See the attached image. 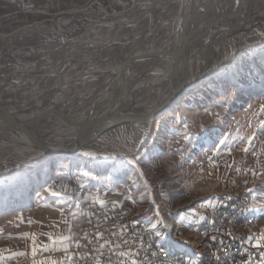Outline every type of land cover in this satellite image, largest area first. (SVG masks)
Wrapping results in <instances>:
<instances>
[{
    "label": "rangeland",
    "instance_id": "1",
    "mask_svg": "<svg viewBox=\"0 0 264 264\" xmlns=\"http://www.w3.org/2000/svg\"><path fill=\"white\" fill-rule=\"evenodd\" d=\"M172 1L163 5L177 2ZM197 1L200 2L199 10L206 2L210 3L205 12L227 7L233 2ZM151 2L154 0H47L43 1L39 10L26 14L12 0H0V95L8 97V87L12 82L10 79L13 82L18 80L22 76L20 71L27 65L43 64L64 45L78 39L109 33L107 24L127 19L137 13L143 4ZM262 3L264 5V1ZM262 9L264 13V6ZM91 26L95 32L88 35L87 28ZM162 26L163 24L159 26V30ZM169 28L171 23L168 25L166 22L163 28L166 31L163 30L165 32H162V37L157 43L153 42V46L159 45L165 51L173 45L174 42L160 45L164 42L162 39L169 36ZM186 31L185 36L189 34L190 28ZM135 32L137 34L134 35L137 36L138 32ZM212 33L210 30L205 31L207 37ZM126 35L121 41H131L133 44L129 42V45L134 47L135 38ZM234 36L231 37L234 41L232 43L226 39L219 47L214 43L209 44L208 48L200 52L201 56L197 55L193 59L192 72H198L200 68L204 72L209 68L214 69L212 64H215L217 55L219 57L216 62L222 60L224 65L191 85L155 117L112 128L84 146L77 154L55 157L34 168L0 165V216L31 206L35 198L44 204L45 200L41 197L45 196L47 186L50 192H60L63 195L85 192L87 197H99L107 201L106 206L113 205L114 202L121 206L125 210L126 221L131 225L140 226L139 228L141 225L156 227L166 240L163 241L166 249L185 257L189 264H233L231 260L212 263L210 254L213 252L212 236L215 235L205 234L203 231L209 230V223L205 224L206 228L202 226L200 234L193 233V229L201 224L191 222H195L198 217L193 213L195 209L201 212V206L209 205L210 225L218 230L224 216L219 215L218 218L220 199L231 191L241 192L238 182L240 178H245L248 193L246 206L242 208L247 209L248 217L242 227L244 238L257 239L260 231L261 235L264 234V18L247 32ZM184 38L179 36L178 40L184 42ZM138 49L137 46L131 50L133 53L135 50V54L138 53L139 56L143 55L144 51L137 52ZM112 53L113 48H110L100 57L102 65L115 58V54L111 57ZM113 61L115 60L111 63ZM77 65L78 62L74 68ZM177 66L182 68L184 61L180 60ZM170 67L171 64L163 62L155 69L160 68V76L164 77L166 69ZM64 70L62 67L53 71L60 72L58 75H61ZM100 73L93 80L85 77L72 82L68 85L71 87L69 96L64 94L66 97L61 94L62 88H54L55 80H50L51 73H45L49 79L48 87L42 91L50 93L56 101L74 110H91L107 96L106 78L98 79ZM39 75H43L42 71L34 73L32 77L24 75L23 79L28 81L23 80V83L27 84L16 94L39 93L40 81H35L40 78ZM165 76L174 79L173 69ZM63 82L67 83V80ZM62 83L56 85L64 87ZM156 85L155 78H151L149 85L142 87L141 95L149 96V92H155ZM162 85H159V93L164 97L161 91L167 90L169 86ZM86 91L88 93L85 100L77 98L78 93ZM32 98L13 101L15 104L18 102L23 110L15 107L17 104L9 106L7 110L32 121L44 110V106L26 109L28 104H33ZM140 105L143 107L145 103ZM137 108L140 110L136 105L134 112L138 111ZM147 109L148 106L145 111ZM252 135L256 137L253 147L245 153L243 149L248 147L247 139ZM222 140L224 144L219 143ZM216 148H219V153ZM132 160L136 163H129ZM213 160L218 168L213 167ZM226 164L232 167L226 168ZM233 168L240 171H234ZM249 169L255 170L256 175ZM83 189L85 191L81 193ZM87 197L77 206L80 233L69 241L66 246L68 249L83 234L86 218L82 205L92 202ZM20 200L21 203L18 204L17 201ZM96 204L100 207L98 203H94ZM69 209L71 207L67 210ZM234 210L235 205L227 206V213ZM256 226L258 229H255ZM169 241L172 244H168L171 243ZM174 242L177 244L173 245ZM261 243L264 245V242ZM260 249L261 259H252L251 264H264V246ZM171 264H182V261L172 260Z\"/></svg>",
    "mask_w": 264,
    "mask_h": 264
},
{
    "label": "bare ground",
    "instance_id": "2",
    "mask_svg": "<svg viewBox=\"0 0 264 264\" xmlns=\"http://www.w3.org/2000/svg\"><path fill=\"white\" fill-rule=\"evenodd\" d=\"M168 1L170 0H154V2L147 3L146 5L143 4L144 7L143 5L142 8L139 6L141 9L137 11V13L131 15L129 18L124 19L117 23L107 24L108 25L107 30L109 31V33L99 34L98 35L99 37L97 36L91 38L92 36L91 37L89 36L78 39L74 42L66 44V46L64 45L60 50L57 51L54 57L46 60L43 64L27 65L25 69L20 71L22 72V76L19 79L17 78L18 80L13 82L12 78L9 77L11 78L10 80L12 82L9 85L7 92L11 94L21 91L22 90L21 88L25 84H27V83H23V80L28 81L27 79H23L24 75L32 77L34 73L38 71H42L43 75H39L40 78L35 80V81H40L39 82L40 83L39 89L41 88L40 92H44L42 91V89L48 87L47 81L49 79H48V75L46 74L51 73L50 80L54 79L55 85L56 84L58 85L63 81L67 80V83L63 82L61 84L64 85V87H61L60 85L55 86L54 84L53 86L54 88H58V89L62 88L63 90L61 93L62 96H64V94H67V96H69L71 87L68 85H70L72 82H78L81 78H85V77H87L90 80H93L94 78L97 77V74L100 73L101 71L100 75L98 76V79L106 78L105 94L107 95L106 97L105 95L103 96L105 98L102 103L109 104V100L118 96L119 95L118 93H122L123 98L121 102L116 101L117 103L109 106L105 111H102L98 114H95L97 113L95 112L94 114L97 115L96 117L97 118L103 117L105 115L108 116L110 112L112 113L111 115H114L115 113L119 115L125 113H133L136 105L139 106V108H141L142 106L140 104L148 103L149 109H147L145 112H147L146 116L148 118L147 120H149L153 118L155 108L159 107L161 103L163 104L165 102L163 106H165L166 108L177 98L175 97L170 100L166 99L164 102L160 100L161 101L160 102L158 100L161 94L159 93V85L161 86V84H163L162 86H169L167 90L163 89L161 91L164 95H166L175 87L176 88H180L181 86L185 87L186 83L189 80L192 79L197 80L200 76H203V78H205L206 76H208L210 72L219 69L222 65H224L223 64L224 62L222 60L216 62L217 58L219 57L218 55L215 56L214 59L215 64L214 65L212 64V67H214V69L209 68V70H205V72L204 69L202 71L201 68L198 72L197 71L192 72L193 68L191 69V63L197 55H200L201 51L208 48L209 44L214 43L217 47H219V45L224 40L228 39L230 36L232 37L234 35H239L242 28L248 24L251 14L260 11L263 6L262 0H252V6L249 3L248 4L249 8H247V3H246L247 0H244L243 2L244 9L240 11V15H239L238 12L240 8L239 5L236 4V0H231L233 2L230 3V5H227V7L225 6L220 9H213L212 11H208V12L203 11V8L199 10L198 7L200 5V2H198L197 0H177L176 3H174L175 1L173 0L174 1V2L172 1L174 3L173 5L164 6L163 4H165ZM237 14L239 15L238 20L235 19L237 17ZM206 21H209V23L207 24V27H203L204 26L203 23ZM166 22L168 25L169 23H171V28H169L171 29L170 34L169 36L162 39L164 40V42L160 45L162 46L165 43L170 44L171 42L174 43L170 48H168L165 51H162V48L159 47V45L153 46V42L156 41L157 43V40L162 37L163 30L167 29V28L163 29ZM161 24H163L161 28L162 30L161 29L159 30V26L161 27ZM188 27L190 28V31L189 34L185 36L187 32L186 29H188ZM87 29L89 30L88 35L91 32H95L93 26L88 27ZM206 30H210L213 33L207 37L205 34ZM135 31L138 32L137 36L134 35L137 34ZM125 33L129 34L131 38H135L133 40L136 41L134 47L131 44L129 45V42L131 41L129 42L121 41L122 37L127 36ZM214 34H216L217 36H214ZM179 36L181 39L183 36L185 37L184 42L178 40ZM96 38H98V40H96ZM232 40L231 43L234 42ZM89 42H92V44H88ZM137 46L139 47L137 52L140 50L142 52L144 51L143 55L139 56L138 53L135 54L136 49L134 50L133 53L132 51L133 48H136ZM110 48H113V53L111 57L115 54V58L110 59L107 62L104 61L105 64L102 65L100 62V57L105 53V51L109 50ZM129 48H131L132 50ZM128 49L129 52L127 51ZM119 50L121 51L123 50L122 53H120L121 51ZM112 60H115L116 62L113 61L114 63H111ZM180 60L184 61V66H182V68H180L179 66L176 67V64H178ZM77 62L78 65L74 68V65ZM163 62L171 64V67L169 69H166L165 75L168 74L169 70L172 71L173 69L174 79L173 78L169 79L165 75L164 77L160 76V68L155 69L156 66H158V64H161ZM62 67L65 70L61 72L62 73L61 75H58L60 74V72L54 73L53 70H55L56 72L57 69L59 68L62 69ZM201 71L203 72L202 75H201ZM145 75L146 77L144 78ZM68 78H70L71 80ZM151 78L152 79L155 78L157 87L155 92L151 91V95L154 96L151 97L150 95L151 97L150 98L148 95H144V96L141 95L140 91L143 86L149 85V81H151ZM160 80H164L165 82L162 83ZM81 87H83V85ZM103 90L104 89H102V91ZM87 93H88L87 91L78 93L77 98H79L80 100H85V98L87 97ZM1 98H5V97L4 96L2 97L0 95V99ZM56 98L59 97L56 96ZM37 105L38 107L42 108V104L40 105L37 104ZM15 107H17L19 110H23V107H19V105ZM27 107H29L30 109L33 107L38 109L37 106H34L32 104H28L26 106V109ZM7 112L10 115L12 114L16 115L12 111L7 110ZM41 114L42 113H39L36 116H40ZM17 117L20 120H24V122L26 121V119H28V117L25 116L22 117L18 115ZM24 124L25 126H27L26 123ZM20 137L24 138L25 135L22 133ZM94 209H101V208L96 204L94 205ZM234 213L235 210L227 214H234ZM247 213H248L247 209L239 208L237 210V218L233 219V227H239V236L242 238H244V231L242 227H244L245 219L246 217H248ZM226 223H228V215H224L221 218V222L219 224L218 230H221L223 224ZM139 227L137 228L143 229L144 235H147V240L150 242V250H158L160 254H163L165 256V258L181 257L179 254H176L175 252L171 253V251L166 249V245L163 243V241L166 240L161 236V233H159L156 230V227L149 228L146 225H141V228ZM213 237L215 236H212V238ZM214 243H215V239L212 240L211 248H213V252L210 254L211 262L216 263L218 261L231 260L234 264L233 252H226L225 255H223V259L218 258L216 245ZM168 244H172V242ZM175 244L177 243L174 242L173 245ZM234 246H241V239H234ZM235 256H242V249H235ZM61 264H73V262H61Z\"/></svg>",
    "mask_w": 264,
    "mask_h": 264
},
{
    "label": "water",
    "instance_id": "3",
    "mask_svg": "<svg viewBox=\"0 0 264 264\" xmlns=\"http://www.w3.org/2000/svg\"><path fill=\"white\" fill-rule=\"evenodd\" d=\"M243 2L244 0H240L239 15L240 11L244 9ZM246 3L247 8H249V3L252 6V0H247ZM209 6L210 3L206 2L203 11H206ZM238 14L235 18L236 20L239 18ZM263 18V10L252 13L248 24L243 28L241 27L242 30L239 34L247 32ZM208 23L209 21L204 22L203 27H207ZM231 39L230 36L226 41H230ZM202 73L201 71V75ZM202 79L203 76H200L197 80H189L185 87H175L164 95V98H162V95L158 100L164 102L166 99L170 100L178 97L193 83ZM118 94V96L109 100V104L98 103L99 105H94L95 107L91 110L84 108L74 110L66 104L56 101L48 92L31 93L30 95L27 93H11L4 100L0 99V165L10 164L34 168L55 157L77 154L84 146L90 144L112 128L127 123H140L148 119L146 116L147 112H145V108L149 106L148 103H145L140 110L138 109V111L133 113L122 115L115 113L111 115L112 113L110 112L108 116L105 115L97 118L95 114L105 111L109 106L119 101L121 102L123 95L122 93ZM148 94L151 95V92ZM31 96L37 98L39 101L37 99L34 100ZM21 98H32V105L37 107V104H42L44 106L42 114L35 116L32 121L26 120L25 122L24 120H20L17 115H10L7 112L8 107L18 104V102L15 104L13 101ZM163 104L161 103L159 107L155 108L153 117L165 109ZM20 133H23L25 137L21 138Z\"/></svg>",
    "mask_w": 264,
    "mask_h": 264
},
{
    "label": "built area",
    "instance_id": "4",
    "mask_svg": "<svg viewBox=\"0 0 264 264\" xmlns=\"http://www.w3.org/2000/svg\"><path fill=\"white\" fill-rule=\"evenodd\" d=\"M43 1L47 0H12L26 14L39 10ZM246 183L245 178H240L238 184L241 185V192L231 191L220 199L221 208L217 209L218 218L219 215H228V223L223 224L221 230H214V225H210V219H208L206 223H209V230H203L205 234L215 235L214 244L217 257L223 259L226 252H233L234 264H251L252 259L260 260L262 256L261 247L256 246L257 239L242 238L239 236V227H233V219L237 218V210L246 206V193H248ZM228 205H235L234 214H227ZM82 211L86 218L83 233H89L91 243L85 241L82 234L78 239L81 246L78 247L75 241L69 248L76 254L74 259H68L62 251H52L50 256L53 258L61 262H73V264H131V259H136L139 264H171L172 260H180L182 264H189L185 257L165 258L158 250H150V242L147 240V235H144L143 229H138L136 225H131L129 221H126L125 210L119 205L94 209V202H89L82 205ZM89 213L95 214L91 217L92 225L87 223ZM96 223L100 224V230L105 232V237L114 242L113 245L101 248L99 253L95 251L99 247L98 239H93L95 234L93 225ZM121 225L125 226L122 237L109 234L110 231L119 233ZM255 229H258L257 226ZM234 239H241V246H234ZM123 240H127L128 243L124 245ZM115 245L120 246L115 247ZM235 249H242V256H235ZM122 251L131 252V258L128 255L121 257L119 253Z\"/></svg>",
    "mask_w": 264,
    "mask_h": 264
},
{
    "label": "crops",
    "instance_id": "5",
    "mask_svg": "<svg viewBox=\"0 0 264 264\" xmlns=\"http://www.w3.org/2000/svg\"><path fill=\"white\" fill-rule=\"evenodd\" d=\"M45 190L47 191L45 192V196L41 197V199L45 200L44 204H41L40 200L35 198L31 206L25 207L24 209L23 207L22 209H15L12 212L3 213V216H0V229L3 230L0 232V264H32V257L30 255L31 241L29 236L35 233L38 237L37 242L40 245L50 246L52 243L51 240L42 233L51 232L55 235H71L72 233H69L67 226L64 225L65 220L72 226L74 236L80 233V220L77 213L79 212L77 206L87 197L86 195L88 194L83 193L85 190H81L83 194L79 192L77 194L63 195L57 192L59 193L58 196L53 195L49 191V186ZM17 203H21V200L17 201ZM74 206H76V209ZM203 206H201V212L196 209L193 212L198 217H195L197 221L195 220L191 224H201L194 228L197 230L193 229V233L200 232L201 234V229L205 227L203 223L205 224L208 220L209 205L204 206L205 208ZM61 207L65 210L70 207L71 209L65 211V213H61L59 210ZM71 212L77 213V216L73 218L70 214ZM29 220L32 223H28ZM53 225L59 226L51 227ZM67 244H69V241H65L59 247H66ZM20 252H29V255L21 256L19 255ZM48 255H50V252H41L37 259H42Z\"/></svg>",
    "mask_w": 264,
    "mask_h": 264
},
{
    "label": "snow or ice",
    "instance_id": "6",
    "mask_svg": "<svg viewBox=\"0 0 264 264\" xmlns=\"http://www.w3.org/2000/svg\"><path fill=\"white\" fill-rule=\"evenodd\" d=\"M236 4L239 5L240 4V0H236ZM255 135H252L250 136L248 139H247V145L248 147H244L243 151L245 153H247L249 151L250 148L253 147V141L255 140ZM220 144H224L225 142L222 140L219 142ZM226 146V145H225ZM217 151V153H219V148H216L215 149ZM231 153V149H229V154ZM85 155H88L87 153H85ZM211 159V158H210ZM129 163H132V164H135L136 161L135 160H132V161H129ZM213 167L214 168H218L219 166L215 163V161L213 160ZM226 168L228 167H232V165H228L226 164L225 165ZM234 171H240V169L238 168H233ZM249 171L253 174V175H256V171L253 170V169H249ZM53 195H56L58 196L59 193H56L53 191ZM87 199L89 201H92L94 203H98L100 205V207H105L107 205V201L103 200V199H100L99 197H93V196H89L87 197ZM133 203H138V201H133ZM113 207H115V202L113 203ZM61 211V213H65V209L63 207H61L59 209ZM73 218H75L77 216V213L75 212H71L70 213ZM88 215V218H87V223L89 225H92L93 222H92V219L91 217L93 215H95L94 213H89L87 214ZM105 219H107V217H105ZM28 223H32L31 220L28 221ZM64 225L67 226L68 228V232L69 233H72L71 235H64V234H60V235H55L51 232H45V233H42L43 235H46L48 236V238L51 240V245H40L37 241H38V237L35 233H32L30 236H29V239L31 241V248H30V255L32 257V264H61V261L58 260V259H55L53 258L52 256L48 255V256H44L42 259H37L38 255L41 253V252H52V251H62L66 254V257L68 259H74L75 258V252H72L70 251L67 247H64V248H60L59 245H62L64 244L65 241H71L73 240L74 238V232H73V228L72 226L69 224V222L67 220L64 221ZM59 225H53L51 227H58ZM94 229H95V234L93 236V239H98V242H99V247L95 249V251L97 253H99L100 249L101 248H104V247H107V246H110V245H113V241L107 239L105 237V232L100 230V224L99 223H96L95 225H93ZM124 230H125V226L124 225H121L120 226V230H119V233L117 232H113V231H110V235L112 236H117L119 235L120 237H122L124 235ZM3 230L0 229V232H2ZM83 236H84V240L87 241L88 243H91V241L89 240V233L87 232H84L83 233ZM213 239H215V237H213ZM261 242H264V234H262L259 238H257V241H256V246L257 247H261V246H264L262 245ZM76 243H77V246H81L80 243H79V240H76ZM122 243L124 245H126L128 243L127 240H123ZM120 245H115V247H119ZM19 255L21 256H27L29 255V252H20ZM119 255L121 257L125 256V255H128L130 258L132 256L131 252H120ZM131 264H139V262L136 260V259H131Z\"/></svg>",
    "mask_w": 264,
    "mask_h": 264
},
{
    "label": "trees",
    "instance_id": "7",
    "mask_svg": "<svg viewBox=\"0 0 264 264\" xmlns=\"http://www.w3.org/2000/svg\"><path fill=\"white\" fill-rule=\"evenodd\" d=\"M206 222H207V221H206ZM206 222H205V224H206ZM205 224H204V226H205ZM205 228H206V226H205ZM205 228H204V229H205Z\"/></svg>",
    "mask_w": 264,
    "mask_h": 264
}]
</instances>
